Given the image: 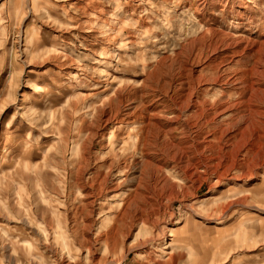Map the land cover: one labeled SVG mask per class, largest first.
Wrapping results in <instances>:
<instances>
[{
	"label": "rangeland",
	"instance_id": "1",
	"mask_svg": "<svg viewBox=\"0 0 264 264\" xmlns=\"http://www.w3.org/2000/svg\"><path fill=\"white\" fill-rule=\"evenodd\" d=\"M0 264H264V0H0Z\"/></svg>",
	"mask_w": 264,
	"mask_h": 264
},
{
	"label": "bare ground",
	"instance_id": "2",
	"mask_svg": "<svg viewBox=\"0 0 264 264\" xmlns=\"http://www.w3.org/2000/svg\"><path fill=\"white\" fill-rule=\"evenodd\" d=\"M214 81V80H213ZM225 104V103H224ZM220 105H221V107L223 106V104L222 103H220ZM181 106V105H180ZM180 107H178V109H179ZM186 108V107H185ZM184 109V108H183ZM177 110V109H176ZM178 111H180V110H178ZM198 111V110H197ZM185 112V111H184ZM207 112V111H206ZM200 113H202V112H199V114ZM198 114V113H197ZM201 116H203V115H201ZM157 117H153V120L154 119H156ZM162 120V119H161ZM164 120V119H163ZM171 120H173V119H171ZM169 121L168 119H167V125H170V124H172V121ZM179 120V119H178ZM215 120V119H214ZM174 122H175V120H173ZM213 122V121H212ZM160 124H161V122H160ZM153 125V123L150 121V123L148 124V130H150V128H152L151 126ZM166 125V126H167ZM154 126V125H153ZM156 126V125H155ZM158 127V126H157ZM187 127V126H186ZM154 128H156V127H154ZM170 130V129H169ZM172 130V129H171ZM154 131V130H153ZM149 132V131H148ZM169 132V131H168ZM173 132H174V130H173ZM150 133V132H149ZM147 135V134H146ZM150 135V134H149ZM151 136V135H150ZM149 138V137H148ZM158 138V137H157ZM156 139V138H155ZM150 140V139H149ZM146 141V140H145ZM147 142V141H146ZM155 142V141H154ZM147 144V143H146ZM149 151V150H148ZM107 176V175H106ZM108 177V176H107ZM114 184V183H113ZM86 188V187H85ZM104 189V188H103ZM115 191H117V190H115ZM115 191L114 192H112V193H110L109 195H108V198H109V201L110 202H108L109 203V205H112L113 203H115L116 202V200L115 201H113V198L116 196V194H115ZM111 192V191H110ZM123 194V193H122ZM112 195V196H111ZM94 207V206H93ZM126 209H128V208H126Z\"/></svg>",
	"mask_w": 264,
	"mask_h": 264
}]
</instances>
